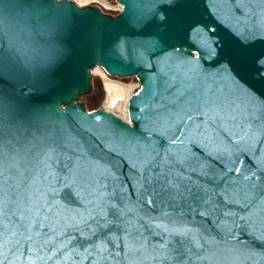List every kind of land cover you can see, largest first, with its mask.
<instances>
[{"label": "water", "instance_id": "95a60500", "mask_svg": "<svg viewBox=\"0 0 264 264\" xmlns=\"http://www.w3.org/2000/svg\"><path fill=\"white\" fill-rule=\"evenodd\" d=\"M115 1L119 12L110 15L98 5L57 0L65 26L56 36L42 33L16 0L0 16L4 93L21 111L38 100L49 117L35 136L23 134L24 158H6L0 171V264H264V180L249 175L264 171V84L208 79L175 59L158 62L148 42L161 29L142 16L136 0ZM193 18L215 28L221 43L236 46L234 31L264 29V0H205ZM193 39L184 42L185 55ZM53 44L55 56L41 67ZM252 50H264V40ZM29 57L35 68L24 65ZM95 65L109 75L136 76L127 120L103 106L87 110L78 100L92 90ZM73 164L91 177L96 191L83 196L91 203L64 198L61 185ZM170 169L190 177V185H207L215 211L202 216L209 205L145 192L142 176ZM101 212L116 223L111 234H98L105 243L96 247L77 229L86 231L80 221L91 224L89 217L100 219ZM176 228L187 230V250L169 260L160 245L175 238Z\"/></svg>", "mask_w": 264, "mask_h": 264}, {"label": "snow or ice", "instance_id": "6c2138e0", "mask_svg": "<svg viewBox=\"0 0 264 264\" xmlns=\"http://www.w3.org/2000/svg\"><path fill=\"white\" fill-rule=\"evenodd\" d=\"M16 2L25 5L29 12L34 15L42 33L52 36L62 34L65 17L57 4V0H16ZM81 2L82 0H77V3ZM12 3L13 0H0V16H2L4 8ZM204 4L205 0H136L135 6L141 10L142 16L149 18L151 23L161 29L156 32V38L148 42V48L154 49L151 54L159 56L158 62L175 59L178 67L186 68L188 72L196 76H204L208 79H227L232 83L243 81L245 84L248 83L246 78H249L264 84V50L259 52L252 50V45L257 39L264 40V29L234 31L236 46L227 42L221 43L216 36L215 28L208 24H202L201 21L193 18V10ZM193 34H195L196 39L192 40L190 49L185 55L183 44L192 39ZM169 40H175L180 47H177L176 44H170ZM52 48L53 51L46 52L41 56V67L47 65L55 56L58 45L53 44ZM140 55L143 57L144 52L141 51ZM34 59V57H29L23 60V63L26 67L31 65L35 68ZM6 70L5 50L0 46V79L4 78ZM245 90L247 91V89ZM48 121V110L38 100L34 99L25 110L21 111L11 103L4 93L3 85L0 84V171L3 170L6 158H10L13 163L24 158L20 155L22 151L21 141L26 139L23 134L32 131V135L35 136V130ZM54 131L55 129L48 131L46 135L51 137ZM39 139L43 140L44 137L41 136ZM27 142L29 147H36L31 139H28ZM161 168L163 169V164ZM231 170L229 169V171ZM173 171L176 170L170 169L166 175L156 173L155 176H142L145 184L148 185L144 189L145 192L151 190V195L154 197L163 195L169 200H183L185 203L191 198L198 205H209L210 211L201 212L202 216L215 211L216 206L211 205V198L208 196L211 189L207 185H190V177L186 179L179 171H176V175L173 176ZM235 171L240 172V169L237 167ZM203 175L207 176L208 174L203 173ZM220 175L223 176L224 173L221 172ZM249 175L255 176L257 182L264 180V171L259 176L255 172H250ZM248 178L245 176L244 180L247 181ZM214 179L216 178L211 177L209 183H212ZM61 187L66 189L64 198L70 203H74L76 200H82L85 204L91 203L90 200H84L83 196H90L96 191L91 186V177L80 171L78 164H73L72 167L68 168L66 183H63ZM252 187L255 188L256 185L253 184ZM153 202L152 199L148 200L150 204ZM235 202L239 203L240 201L236 200ZM117 211H119L118 205L113 201L112 215L115 216ZM99 215L100 219L89 217L92 221L91 224L82 219L80 222L85 225L86 231L80 229L77 231L80 232L81 236H88L95 240L96 247H103L105 242L98 238V234L103 236L105 230L111 234L109 225L116 223V220L109 221L106 219L107 212H101ZM241 219L244 218L241 217ZM173 233L174 239L169 238L160 245L162 249H167L171 253L166 257L169 260L183 255V252L180 251L181 248L187 250V230L176 228L173 229ZM193 239L195 238L193 237ZM85 243L88 241L86 240ZM91 246L92 244L89 243V247Z\"/></svg>", "mask_w": 264, "mask_h": 264}, {"label": "rangeland", "instance_id": "374dc122", "mask_svg": "<svg viewBox=\"0 0 264 264\" xmlns=\"http://www.w3.org/2000/svg\"><path fill=\"white\" fill-rule=\"evenodd\" d=\"M73 1L80 6L98 5L101 10L105 12L115 13L120 9V4L115 0H82L81 3H77V0ZM91 73V80L94 86L93 91H96L97 87H100L102 92L101 95H98V101L95 103V107L103 106L106 110L127 120V99L131 94L135 93L139 89L136 76L118 77L115 75H109L102 67L96 65L91 67ZM105 78L113 80L122 87V93L117 95L115 99L106 100V93L103 87L104 81L106 80ZM81 99L87 102L89 100V93L81 95Z\"/></svg>", "mask_w": 264, "mask_h": 264}, {"label": "bare ground", "instance_id": "6f19581e", "mask_svg": "<svg viewBox=\"0 0 264 264\" xmlns=\"http://www.w3.org/2000/svg\"><path fill=\"white\" fill-rule=\"evenodd\" d=\"M104 91L106 93V100L115 99V97L122 93V87L118 83L114 82L109 78H105ZM109 102V101H108Z\"/></svg>", "mask_w": 264, "mask_h": 264}, {"label": "trees", "instance_id": "16d2710c", "mask_svg": "<svg viewBox=\"0 0 264 264\" xmlns=\"http://www.w3.org/2000/svg\"><path fill=\"white\" fill-rule=\"evenodd\" d=\"M105 12V11H104ZM107 12V11H106ZM119 12V11H118ZM118 12H115V13H112V12H107V13H110V14H114V15H116V14H118ZM92 82V81H91ZM92 90H94V86H93V84H92ZM97 93H96V96H94V97H91V96H89V100L86 102V101H84V100H82L81 99V95H80V97H79V101H81L83 104H84V106H85V109H87V110H90V111H93V110H95L96 108H98L99 106H96L95 107V103L98 101V95L100 94L101 95V89H100V87H97Z\"/></svg>", "mask_w": 264, "mask_h": 264}, {"label": "flooded vegetation", "instance_id": "af4514ba", "mask_svg": "<svg viewBox=\"0 0 264 264\" xmlns=\"http://www.w3.org/2000/svg\"><path fill=\"white\" fill-rule=\"evenodd\" d=\"M108 14H110V13H108ZM110 15H112V14H110ZM96 93H97V90L96 91L91 90V92L89 93V96L94 97V96H96Z\"/></svg>", "mask_w": 264, "mask_h": 264}, {"label": "built area", "instance_id": "2783aa9c", "mask_svg": "<svg viewBox=\"0 0 264 264\" xmlns=\"http://www.w3.org/2000/svg\"><path fill=\"white\" fill-rule=\"evenodd\" d=\"M138 87H139V85H138Z\"/></svg>", "mask_w": 264, "mask_h": 264}]
</instances>
